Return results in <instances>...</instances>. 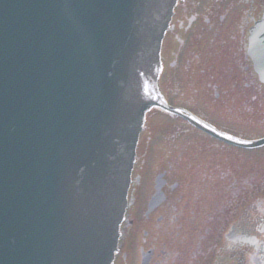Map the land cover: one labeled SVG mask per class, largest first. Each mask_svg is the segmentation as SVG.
<instances>
[{
  "label": "water",
  "instance_id": "water-1",
  "mask_svg": "<svg viewBox=\"0 0 264 264\" xmlns=\"http://www.w3.org/2000/svg\"><path fill=\"white\" fill-rule=\"evenodd\" d=\"M176 0H0V264H109Z\"/></svg>",
  "mask_w": 264,
  "mask_h": 264
},
{
  "label": "flooded vegetation",
  "instance_id": "flooded-vegetation-1",
  "mask_svg": "<svg viewBox=\"0 0 264 264\" xmlns=\"http://www.w3.org/2000/svg\"><path fill=\"white\" fill-rule=\"evenodd\" d=\"M263 10L264 0H182L164 40L166 79L176 80L182 65L186 74L193 73L192 66L199 75L209 73L218 58H228L230 71L252 73L247 54L249 29ZM205 80L203 76L202 83L209 88L211 84ZM194 84L187 82L184 87ZM170 91L167 86L166 92ZM201 116L208 120L206 115Z\"/></svg>",
  "mask_w": 264,
  "mask_h": 264
},
{
  "label": "rangeland",
  "instance_id": "rangeland-1",
  "mask_svg": "<svg viewBox=\"0 0 264 264\" xmlns=\"http://www.w3.org/2000/svg\"><path fill=\"white\" fill-rule=\"evenodd\" d=\"M257 106H255V113L254 114H257L258 116H260V112L263 111L264 113V99L262 100V102H256L255 103ZM167 120V119H166ZM160 125V121H157L154 125H153V128H158V126ZM252 127H249V131L248 132H253V133H256V135H264V124L262 125L263 127H259L258 130H256L257 128H255V125H252ZM262 128V129H261ZM153 155H156V156H164L165 154H162V152H160V150L158 151H155L152 153ZM152 154L149 155L147 157L148 159V163L146 165V172L145 174L143 175L142 177V181H141V186H142V192L141 194L139 195V197L136 196V200H135V203H134V206H133V209L131 210V213L133 215V218L135 220H138L139 221V224L138 226H135L133 230V238L131 236V240H129L130 242V248H129V255L131 256V259L132 260H135V258H137V255H135V251L136 249L138 248V238H137V235L139 236V238L141 237V231L147 227L146 224H144L143 222V209H144V206H145V200H146V196L144 194V191L145 193L147 194L148 192V187H149V183L152 181L153 179V175H149V173H151V168L153 167V160H152ZM258 155H260L261 157L264 156V154H262L261 152L258 153ZM238 163L240 164L241 163V160H244V164H248V163H252V162H258L259 164L261 163V160L260 158H253V159H250L248 160L245 155L242 156V158H240V156H238ZM241 159V160H240ZM237 163V161H235ZM157 164L160 168H165V164H166V161H162V162H158L157 160ZM264 164V163H263ZM193 171V170H192ZM187 174H185V183L188 181L187 178L189 177L190 173L189 172H186ZM154 174V173H153ZM170 180V179H169ZM187 200V199H186ZM218 202H216L215 205H217ZM194 209H197L196 205L193 207ZM184 217H188V219L190 220L191 219V216L189 215V212L187 211L186 212V216ZM184 220V219H183ZM144 224V225H143ZM142 226V227H141ZM141 227V228H140ZM140 228V229H139ZM220 259H223V257H221ZM224 260V259H223ZM218 262V261H217ZM226 260L222 261V262H219L220 264H225Z\"/></svg>",
  "mask_w": 264,
  "mask_h": 264
}]
</instances>
